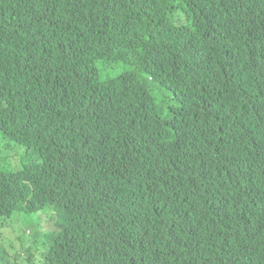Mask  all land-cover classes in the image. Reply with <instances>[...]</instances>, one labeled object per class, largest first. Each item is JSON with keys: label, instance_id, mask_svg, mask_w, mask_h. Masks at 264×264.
Listing matches in <instances>:
<instances>
[{"label": "trees", "instance_id": "16d2710c", "mask_svg": "<svg viewBox=\"0 0 264 264\" xmlns=\"http://www.w3.org/2000/svg\"><path fill=\"white\" fill-rule=\"evenodd\" d=\"M0 132L41 264H264V0H0Z\"/></svg>", "mask_w": 264, "mask_h": 264}, {"label": "rangeland", "instance_id": "374dc122", "mask_svg": "<svg viewBox=\"0 0 264 264\" xmlns=\"http://www.w3.org/2000/svg\"><path fill=\"white\" fill-rule=\"evenodd\" d=\"M95 66L101 80L133 69V65L119 60H97ZM38 160L34 149L10 141L0 132V169L17 170L26 162ZM53 208L56 210L50 212ZM57 210L55 206L46 207L36 213L19 212L3 220L9 222L0 228V264H41V242L45 233L57 230Z\"/></svg>", "mask_w": 264, "mask_h": 264}, {"label": "clouds", "instance_id": "9594fccd", "mask_svg": "<svg viewBox=\"0 0 264 264\" xmlns=\"http://www.w3.org/2000/svg\"><path fill=\"white\" fill-rule=\"evenodd\" d=\"M97 72H98V70H97ZM121 73H123V72H121ZM121 73H119L118 75H120ZM118 75H116L115 77H117ZM115 77H108L107 79H112V78H115Z\"/></svg>", "mask_w": 264, "mask_h": 264}]
</instances>
